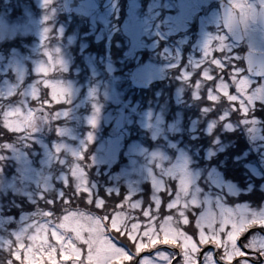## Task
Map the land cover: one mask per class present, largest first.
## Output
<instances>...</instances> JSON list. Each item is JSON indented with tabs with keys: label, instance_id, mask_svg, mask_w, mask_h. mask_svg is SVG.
Returning <instances> with one entry per match:
<instances>
[{
	"label": "rangeland",
	"instance_id": "374dc122",
	"mask_svg": "<svg viewBox=\"0 0 264 264\" xmlns=\"http://www.w3.org/2000/svg\"><path fill=\"white\" fill-rule=\"evenodd\" d=\"M32 1L36 7L45 6V9L33 10L26 5L24 16L12 21L6 18L5 11L0 13V96L6 98L17 90L21 92L17 103L1 109L4 112L0 124L19 132L22 141L16 149L6 145L13 149L9 155L15 165L10 177H0V187H11L28 196L34 208L33 213L26 211L14 225L1 214L0 264H129L136 257L128 250L140 255L138 264H167L175 252L152 250L162 242L181 250L175 264H218L211 251L203 253L198 262L201 247L208 240L215 241L223 255H230L236 248L231 240L243 227L242 219L248 216L250 220V214L255 218L264 216V212H255L246 204L230 206L229 202L244 201L238 196L244 188L217 165L226 166L227 158H232V164L241 163L243 167L248 191L258 194L257 182L264 190V126L255 115L260 107L257 103L264 104V77L255 81L234 68L230 80L236 92L231 93L230 82L222 75L214 76L212 69L238 59L242 49H264V44H210L222 40L223 35L209 27L214 20L210 15L199 13L208 0H128L123 18H119L117 0H82L72 10L73 14L67 13L66 21L88 20L93 29H101L98 39L104 40L105 47L100 56L104 64H99L93 54L98 50L89 49L86 41L78 44L75 58L64 51L65 44L76 45L80 32L77 25L65 44H41L52 25L48 19L56 14L58 6L62 7L61 0ZM251 15L244 19L246 28L257 32ZM194 17L199 30L196 44H191L186 31ZM114 33L122 39L115 38ZM33 34L39 42L31 44V54H24L13 41L17 36ZM159 44H164L162 53L166 55H162L168 60L141 63L139 51L144 48L153 51ZM186 44L191 46L188 56L193 65L199 68L203 65L202 78H197L193 85V97L210 102L225 99L226 121L221 132L240 125L248 144L242 153H227L230 142L215 134L214 128L218 127L215 119L207 122L206 142H201L197 119L188 127H182L180 115L166 123L162 110L154 107L141 110L124 100L129 88L122 86V77L130 85V75L155 83L170 71L166 69L179 64ZM112 45H124V57L135 58L138 63L128 68L125 76L116 73L118 66L112 59ZM156 55L155 51L152 56ZM74 62L78 76L80 69L88 76L91 72L98 76L99 68L106 66V83L101 79L91 85L86 80L87 94L80 96L81 81L77 77L69 78L68 73ZM183 67L180 69L184 77L190 76L193 71ZM25 76L29 78L23 83ZM203 78L215 79L206 97L199 93ZM39 81L43 82L42 87ZM181 93L179 89L176 91V95ZM39 102L53 105V116L56 115L59 123H51V110ZM202 110H208V106L204 105ZM234 111L242 114L238 123L229 119ZM122 112L124 125L117 130L114 121ZM31 117L33 121L29 122ZM51 132L55 134L50 135ZM3 149L0 145V152ZM25 149H33L40 156L31 159ZM87 149L89 161L83 159ZM5 157L9 158L6 154ZM258 158L260 165L255 163ZM87 170L93 172V177ZM54 182L63 183L67 189L61 185L55 187ZM44 189L41 200L45 205L36 210L39 205L34 206L38 201L35 196L42 195ZM80 197L85 198L87 207ZM61 200L64 202L58 207ZM92 205L99 210L88 208ZM222 213L237 218L234 223L228 222ZM228 223H232L231 240ZM261 243L264 247V240Z\"/></svg>",
	"mask_w": 264,
	"mask_h": 264
},
{
	"label": "trees",
	"instance_id": "16d2710c",
	"mask_svg": "<svg viewBox=\"0 0 264 264\" xmlns=\"http://www.w3.org/2000/svg\"><path fill=\"white\" fill-rule=\"evenodd\" d=\"M127 2L128 0H117V5L120 9L119 18L125 17V12L127 10ZM26 5H29L33 10L39 11V10L45 9V6H43L42 8L36 7L32 0H19L18 4L16 3V0H0V13L1 11L3 12L5 11L4 13L6 14V18L9 21L17 20L21 18V16H24V7ZM49 6L47 7V9H49ZM57 10L58 11L56 12V14L53 17L48 19L49 23L52 25L50 26L47 32L48 33L47 39L45 40V42L41 44H44V46H48V45L54 46L56 44H65L67 42V37L73 33L72 29L77 25L79 26L80 32L77 34L78 38H77V42L75 43L76 45L74 44L69 45L67 43L68 46L65 44L64 51H66L69 55L72 54L73 57L75 58L77 54L76 50L78 48V44H81L82 41H86L89 49L93 48L91 49L92 51L98 50L93 54L94 56H97L99 64H104L103 61L101 60L103 57H100V56H101V53H104L103 49L105 47L104 45L105 42L104 40L98 39V33L101 32L100 31L101 29H99V27H96L93 29L91 25L89 24L88 20H78L74 18L70 21H66L68 15L64 13L62 7L58 6ZM8 11H10V13H8ZM79 18H82V17H79ZM115 23L116 25H118V22L115 21ZM61 26L63 27L62 30H60ZM114 37L122 39V37L119 36L118 33H114ZM37 41L39 42V38L37 37L36 34H33V35L24 36L22 38L20 36H17L14 39L13 43H15L16 46L20 47L24 54H27L31 52L30 50L31 44H35ZM113 44H117V43L114 42ZM172 45L173 44H171V46ZM188 45L189 44H186L183 48L184 52L180 56L179 64L177 66L173 65V67H171L170 69H166L170 71L168 73L167 72L164 73L163 78L155 80L156 81L155 83L153 84L148 83L149 85L147 88L133 87L132 85L128 83L125 77H122L123 78L122 86L123 87L126 86L127 88H129L127 90V94H124V100L129 104V106L136 107L141 110H145L146 108H151V107H154L155 110L157 111L162 110L166 117L165 118L167 121L166 123L170 121H174L177 118V116L180 115L182 116L181 117L182 127H188L189 124H192L193 121L197 119L198 120L197 121V131L200 134L198 136V139L201 142L203 141L206 142V138L204 135H207V133L204 132V128L207 122L212 119H215L218 123L217 124L218 127L214 128V129H217V132L215 134H218V136L230 142V144L227 147V153H230V154L242 153L248 148V144L245 139L247 135L244 129H242L241 126L238 125L234 130H227V131L221 132V129L226 121V117H223L225 105H227L225 99L221 98L219 101L210 102L208 100H204L203 98L196 99L193 97V93H192L193 85L195 84L197 78H202L201 70H202L203 65L201 68L193 65L194 64L193 61L190 59V56H188V52L189 50H191V46H188ZM112 47H113V51L111 49V52L113 55L112 59L114 63L118 66V70L116 71V73L120 74V76H125V71L128 68H131L132 66L134 67L135 65H138V63L136 62L135 58L133 60L131 58L124 57V52L126 49L124 45L120 47H117L116 45H112ZM163 47H164V44H159L157 46H154L153 51L149 49H145V48L141 49L139 51L140 55L142 56L140 62L143 63L144 61H149V60H153L156 62H164V59L168 60L163 56V55H166L165 53H162ZM155 51L158 52V55L153 57L152 54H154ZM242 55H243V50H240L238 59H233L232 61L224 62L223 66H218V68L212 69V73L214 76L216 75V77H219L220 75H222L224 79L230 82L229 91L231 93L236 92V86L230 80V73L231 74L233 73L234 71L233 69L237 68L241 70V74L239 73L240 75L247 74L245 71ZM120 57H124V59L121 60ZM169 59H172V58H169ZM75 65L76 64L74 62V64L72 65L68 73H69V78L77 77V80L81 81V84L83 86H82V89L80 90V93H82L80 96L85 95V93L87 94L86 80H89L91 85L97 82L95 80L100 81L101 79L103 80V83H106V80L108 78V72L106 71L107 69L106 66L102 65L103 67L99 68L100 69L99 75L98 76L95 75L94 77L92 72H91V75L88 76V74L83 72L84 70H81V69L79 70V72L81 71L79 73V75L81 76H78L77 72H75L73 68ZM181 67L185 68L187 71H193L192 74H190V76L188 77H184L183 70L180 69ZM27 77L28 76H25L23 83H26L28 81ZM255 81H260V80H255ZM202 82L203 83L199 87V93L202 97L204 96L206 97L208 89L210 87H214L215 79L214 78L213 79L203 78ZM38 83H39L38 85L41 87L44 85L42 81H39ZM104 86L105 85H102V87ZM255 86L256 85L254 84V86H252V89ZM178 89L181 90L182 92L180 95H176V91ZM20 97H21V92H19L18 90L15 91L12 95L7 96L6 98L0 96V123H1V117L3 115L2 113L4 112V110H1V109H4V107L8 105H13L17 103L20 100ZM44 98L47 99L48 97L44 96ZM29 102H32V100L29 99ZM37 104L43 105L47 109L51 110V114H52L51 123H54V122H56L54 124L59 123L58 121L60 120H58L56 115L53 116V113H54L52 112L53 105L48 104V103H40V102ZM204 105L208 106V110L206 111L202 110V107ZM257 105L260 106L261 108L259 107L257 109L255 115H258L261 118L263 126H264V104L260 105L257 103ZM114 106L115 105L112 103L111 107L114 108ZM84 108L85 106L80 108L81 109L80 115H82V111H84ZM127 112H129V109H127ZM234 113L235 111L231 112V114H233L232 115L233 117H231V114H230L229 119L232 122L235 121L238 123L242 117V116L240 117V115L242 114L240 113L237 114L236 112L235 113L236 115H234ZM54 124H51V125H54ZM105 126H106V129L110 127L109 124ZM54 134L51 132L50 135H54ZM263 134H264V127H263ZM19 135H20L19 132L10 130L6 126L4 127L2 124H0V145L4 147L3 149L4 152H0V166H2L3 168V170H0L1 172L0 177L1 176L3 177V175L10 177L12 174L11 171L15 164H13L14 159L10 157L9 154H11V152L13 151L11 147H14L16 149V147L18 148V146L22 144L21 138L18 137ZM6 145H9L11 147H7ZM24 151H26L29 157L34 160L36 159V156L37 157L40 156L38 154H35L33 149H25ZM89 153H90V150L88 149L85 150L84 158H83L84 160L89 161ZM5 154L8 155L9 158L5 157ZM226 162H227L226 166H222L220 163H218L217 165L221 170L224 171L226 175L231 176V178L235 180L238 183V185H240L242 188L246 186L248 181L246 180V178H244L245 176L243 175V167L240 166L241 163L232 164L233 161H232V158L230 157L227 158ZM260 162L261 161H259V158L256 159L255 161L257 165H260ZM87 172L90 175L93 173V172L91 173L90 170H87ZM58 185L63 186L65 190L67 189L63 183L54 182L55 187H58ZM255 185L257 186V188L255 189L258 191V194H254V193L249 192L248 190L246 191L244 190V191L239 192L238 194V196L240 197V200H255L256 201V200L263 199L264 190L259 188V182H257ZM44 192H46L45 189L42 191V195L40 196L34 195L38 199V201L35 202L36 204L34 203V206L39 205L36 210L41 209L40 208L41 205H45L41 200ZM16 198H18V201H16ZM74 199L78 200L77 196H75ZM47 200L49 201L50 199L48 198ZM1 201L2 203L0 205V209L2 210V214L4 216L9 217L10 224L14 225L15 223H18V220L22 219L23 215L26 214V211H31L30 213H33L32 209L34 208H33V205L30 204L32 201L28 199V196L15 192V190L11 187L9 188L0 187V202ZM80 201L85 207H87L86 206L87 204H84L85 198L80 197ZM63 202H64L63 200H61L59 203L57 202L58 207ZM69 202L76 203L73 200ZM92 203H94V200H92ZM88 208L93 209L95 211L99 210V208L95 207L94 205L89 206Z\"/></svg>",
	"mask_w": 264,
	"mask_h": 264
},
{
	"label": "flooded vegetation",
	"instance_id": "af4514ba",
	"mask_svg": "<svg viewBox=\"0 0 264 264\" xmlns=\"http://www.w3.org/2000/svg\"><path fill=\"white\" fill-rule=\"evenodd\" d=\"M82 3V0H81ZM79 7V6H77ZM75 7L74 10L77 9ZM72 9V10H73ZM202 9V10H201ZM200 14L210 15L214 20L211 21L209 27L216 31L218 34L223 35L222 40L212 41L210 44H237L238 46L243 44H264V27H262L258 22V17L260 13L264 15V0H208L206 4L203 5V8H200ZM252 14V15H251ZM251 15L254 17V23L257 26V32H249L246 28V24L244 22L245 17ZM197 17L190 20L188 24V30L186 31V35H189V39L191 44H196L197 32L199 30V23L196 20ZM236 23V24H235ZM237 23H239L242 33L238 35L232 36L231 32L227 30H233L236 28ZM241 39V41H240ZM246 49H243V52ZM256 50V49H254ZM264 51V49H257ZM243 190H248V186H244ZM254 188V186L252 187ZM231 205L234 204H246L253 211L264 212V201H255V200H244V201H233L229 202ZM234 213V212H233ZM223 219H228L233 222L237 218V216L231 217L228 216L227 213H222ZM264 215V213H263ZM251 219L247 220L242 219L243 227L236 233L234 240H231L230 229L231 226L227 225V233L229 235V239L232 241L235 249L231 250L230 255H223V250L219 245H217V249L221 259L227 264H264V247L260 244L261 241L264 240V216L255 218L254 215L250 214ZM232 220V221H231ZM237 222V221H236ZM235 222V223H236ZM230 226V227H229ZM215 242V241H212ZM216 243V242H215ZM165 249H168L172 252H175L168 246H164ZM211 251L214 255V249L209 247L204 251ZM176 254V252H175ZM174 255H172L173 257ZM171 257V259H172ZM169 260V262L171 261ZM168 262V263H169ZM218 264V261H216ZM167 263V264H168ZM131 264V263H129Z\"/></svg>",
	"mask_w": 264,
	"mask_h": 264
},
{
	"label": "water",
	"instance_id": "95a60500",
	"mask_svg": "<svg viewBox=\"0 0 264 264\" xmlns=\"http://www.w3.org/2000/svg\"><path fill=\"white\" fill-rule=\"evenodd\" d=\"M80 0H63V6L65 8V10L67 12H70L75 6L80 5ZM258 22L259 24L264 27V15H262L260 13L259 17H258ZM236 24V23H235ZM239 23H237L236 28H234L233 30L229 29V27H227V30L232 31L231 34L232 36L234 35H239L240 32L242 33V30L240 28V26L238 27ZM241 41V39H240ZM244 63L247 69V72L252 75V76H256V77H261L264 76V52H260V51H253L250 49H247L244 52ZM129 79L132 83L133 86L137 87V88H146L148 86V83L145 82L143 79H138L136 76L134 75H130ZM124 117H125V113L122 112L120 113L115 121H114V127L119 130L123 127L124 125ZM30 121H33V117L30 118ZM0 216H1V212H0ZM209 247H213L215 250V256L216 259L222 263V264H227L226 262H224L218 254V249L216 247L215 244H208L206 245L204 248L201 249L200 253H199V260H201L202 258V253L208 249ZM177 250V256L175 257V259L180 256L181 251L179 248H173ZM174 259V260H175Z\"/></svg>",
	"mask_w": 264,
	"mask_h": 264
}]
</instances>
